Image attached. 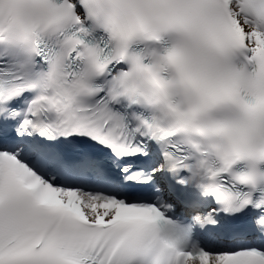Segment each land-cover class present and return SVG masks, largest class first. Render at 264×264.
<instances>
[{"label":"snow or ice","instance_id":"snow-or-ice-1","mask_svg":"<svg viewBox=\"0 0 264 264\" xmlns=\"http://www.w3.org/2000/svg\"><path fill=\"white\" fill-rule=\"evenodd\" d=\"M0 264H264V0H0Z\"/></svg>","mask_w":264,"mask_h":264}]
</instances>
